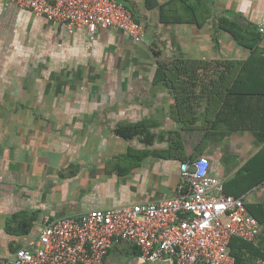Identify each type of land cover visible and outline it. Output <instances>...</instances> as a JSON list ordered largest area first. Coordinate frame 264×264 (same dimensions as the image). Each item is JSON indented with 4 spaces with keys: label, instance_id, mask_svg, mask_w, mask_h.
<instances>
[{
    "label": "crops",
    "instance_id": "1",
    "mask_svg": "<svg viewBox=\"0 0 264 264\" xmlns=\"http://www.w3.org/2000/svg\"><path fill=\"white\" fill-rule=\"evenodd\" d=\"M156 1L170 22L130 2L146 26L138 42L118 29L69 34L0 2V262L47 220L176 196L182 162L206 157L221 191L261 220L257 241L232 239L236 264H264V0ZM180 58L213 67L178 99L157 76L160 60ZM106 260L141 264L140 249L117 240Z\"/></svg>",
    "mask_w": 264,
    "mask_h": 264
},
{
    "label": "built area",
    "instance_id": "2",
    "mask_svg": "<svg viewBox=\"0 0 264 264\" xmlns=\"http://www.w3.org/2000/svg\"><path fill=\"white\" fill-rule=\"evenodd\" d=\"M28 9L69 34L86 28L90 40L102 29H118L142 41L143 22L117 0H0ZM264 36V17L258 25ZM183 185L158 202L97 209L47 220L39 236L0 264H107L117 240L140 249L141 264H236L230 243L255 242L261 222L243 196L226 194L206 157L181 164Z\"/></svg>",
    "mask_w": 264,
    "mask_h": 264
},
{
    "label": "trees",
    "instance_id": "3",
    "mask_svg": "<svg viewBox=\"0 0 264 264\" xmlns=\"http://www.w3.org/2000/svg\"><path fill=\"white\" fill-rule=\"evenodd\" d=\"M119 3H122L127 7L132 13L136 20L140 21L138 18H136L133 9L130 5L131 0H117ZM185 2V1H184ZM155 7H160L161 9V20L162 22H170V18L168 15L169 10L172 8L169 4L167 5H161L156 0H147V8L148 9H154ZM167 12V13H166ZM182 17V16H181ZM176 19V18H175ZM184 17L180 18L178 17L175 22H181ZM223 25V24H222ZM223 27L227 28L236 40L239 42H242V44H245L244 41L238 36V32L234 29H232V25L226 24L223 25ZM258 33L262 35L259 31ZM155 55L157 57H161V53L158 51H155ZM246 63H242V65H246ZM213 65L212 63L203 61V60H194V59H187V58H180V59H173V60H163L159 61V72L157 76L158 81H163L174 93L175 97L180 99V95L182 94H192L196 91V87L199 86L203 80V75L206 72H209L212 69ZM218 72V71H216ZM224 72V71H223ZM218 76V74H217ZM220 80H224V76L222 73L220 74ZM202 90H206V86L202 87ZM177 121L180 124H183L186 126V124L189 122L187 119H184L183 117H179ZM116 132L118 135H121L126 138H131L134 135L141 132L137 128H130V127H119L116 129ZM175 135H178L179 138L180 133L174 132ZM258 220L261 222V220L258 218ZM238 240H241L245 243H250L249 241H246L240 237H235ZM231 253L236 257V261L239 258L236 252L231 250Z\"/></svg>",
    "mask_w": 264,
    "mask_h": 264
}]
</instances>
